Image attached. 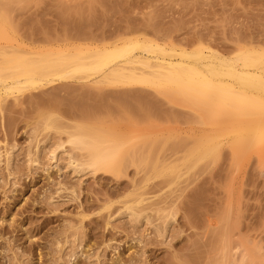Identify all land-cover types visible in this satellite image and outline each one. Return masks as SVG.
<instances>
[{"label":"rangeland","instance_id":"1","mask_svg":"<svg viewBox=\"0 0 264 264\" xmlns=\"http://www.w3.org/2000/svg\"><path fill=\"white\" fill-rule=\"evenodd\" d=\"M0 18V60L128 37L166 62L264 51V0H0ZM49 79L0 98V264H264V149L170 89ZM78 126L111 138L113 173L68 143Z\"/></svg>","mask_w":264,"mask_h":264},{"label":"bare ground","instance_id":"2","mask_svg":"<svg viewBox=\"0 0 264 264\" xmlns=\"http://www.w3.org/2000/svg\"><path fill=\"white\" fill-rule=\"evenodd\" d=\"M138 51L147 57L133 55ZM157 55L169 56L165 49L131 37L71 55H2L0 84L7 87L0 98L15 97L30 87H40L49 78L67 79L76 75L111 86L170 89L175 96L191 103L200 118L219 120V130L236 133L245 146L264 149V51L239 50L234 59L228 60L212 54H192L184 62H166ZM110 142L109 136L89 126L74 128L68 138L70 145L88 153L85 162L88 167L113 173L119 149ZM215 147L207 142L205 146L193 147L189 154L207 159ZM52 160L55 161L54 154ZM77 164L69 159L67 165L74 170Z\"/></svg>","mask_w":264,"mask_h":264}]
</instances>
